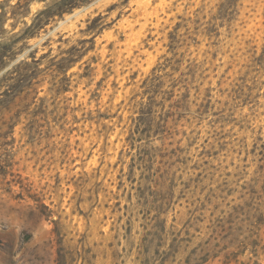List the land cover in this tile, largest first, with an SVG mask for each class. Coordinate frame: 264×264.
Listing matches in <instances>:
<instances>
[{"label":"rangeland","instance_id":"1","mask_svg":"<svg viewBox=\"0 0 264 264\" xmlns=\"http://www.w3.org/2000/svg\"><path fill=\"white\" fill-rule=\"evenodd\" d=\"M4 1L0 46L51 2ZM14 51L0 264H264V0H93Z\"/></svg>","mask_w":264,"mask_h":264},{"label":"trees","instance_id":"2","mask_svg":"<svg viewBox=\"0 0 264 264\" xmlns=\"http://www.w3.org/2000/svg\"><path fill=\"white\" fill-rule=\"evenodd\" d=\"M12 0H5L3 3L6 5ZM45 2V0H16L15 6H19L20 3H23L22 7H27L32 2ZM93 0H51V2L45 6L41 11H39L36 16L32 19L31 24L26 28L24 33L13 41L8 42L7 44L0 46V68L3 66L4 62L12 61L15 59L17 53L14 51V47L17 42L29 39L34 36V34L51 21L54 17H62L66 13H70L73 9L80 6L86 5ZM125 2L128 0H124ZM0 36L4 33V25L7 20L6 13L4 12V7L0 6ZM17 12H12V16H16ZM102 15L98 14L89 21L87 28L85 30L86 34L99 33L101 28H99V21L102 20ZM13 28V26H12ZM85 40L79 41L78 44L82 45ZM92 49V47L80 51L76 47H71L68 50V57L61 59L55 66V71L57 73H64L77 62L81 61L82 58ZM29 63L25 60L17 62L7 74L2 78L3 81L11 80V85L9 90L14 92L16 97H19L23 91H27L26 96L29 94V90L32 89L33 79L36 77V67L39 63V60H36L33 55H29ZM35 69V70H33ZM84 76H89L85 74ZM57 91L59 93L65 92V88L59 86ZM34 98V97H33ZM32 98V99H33ZM24 99V98H23Z\"/></svg>","mask_w":264,"mask_h":264}]
</instances>
